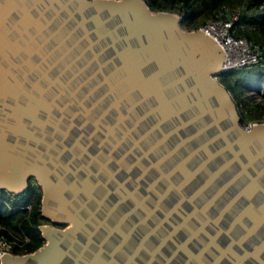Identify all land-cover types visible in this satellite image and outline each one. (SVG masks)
<instances>
[{"label": "water", "instance_id": "water-1", "mask_svg": "<svg viewBox=\"0 0 264 264\" xmlns=\"http://www.w3.org/2000/svg\"><path fill=\"white\" fill-rule=\"evenodd\" d=\"M226 56L145 0H0V189L44 242L0 264H264V121Z\"/></svg>", "mask_w": 264, "mask_h": 264}, {"label": "trees", "instance_id": "trees-1", "mask_svg": "<svg viewBox=\"0 0 264 264\" xmlns=\"http://www.w3.org/2000/svg\"><path fill=\"white\" fill-rule=\"evenodd\" d=\"M152 10H167L180 16L181 26L196 29L216 17L222 6L238 8L236 35L252 38L261 58L256 64L228 69L218 74L219 81L231 92L237 103L242 125L259 120L264 115L259 102L244 97V88L264 87V0H145ZM41 187L31 178L21 193L0 189V236L11 243L16 254L33 251L44 238L40 225L48 222L41 214Z\"/></svg>", "mask_w": 264, "mask_h": 264}, {"label": "built area", "instance_id": "built-area-1", "mask_svg": "<svg viewBox=\"0 0 264 264\" xmlns=\"http://www.w3.org/2000/svg\"><path fill=\"white\" fill-rule=\"evenodd\" d=\"M239 16L238 8L231 10L228 6H222L216 17L208 19L198 27L221 46L227 58L222 63V71L256 64L261 58L259 47L252 38L236 35L235 22ZM251 124L244 126L248 128ZM7 252H12L11 243L0 236V258Z\"/></svg>", "mask_w": 264, "mask_h": 264}, {"label": "rangeland", "instance_id": "rangeland-1", "mask_svg": "<svg viewBox=\"0 0 264 264\" xmlns=\"http://www.w3.org/2000/svg\"><path fill=\"white\" fill-rule=\"evenodd\" d=\"M178 15V14H177ZM179 16V15H178ZM244 97H246L249 101L259 102L261 109L264 110V87L257 89L256 87L244 88L243 90ZM264 121V115L259 120H254V122ZM251 122V123H254Z\"/></svg>", "mask_w": 264, "mask_h": 264}]
</instances>
